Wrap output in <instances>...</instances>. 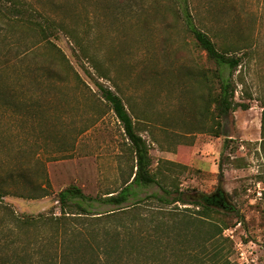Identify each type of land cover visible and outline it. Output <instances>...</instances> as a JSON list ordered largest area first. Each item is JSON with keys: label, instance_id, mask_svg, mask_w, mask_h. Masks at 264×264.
I'll return each instance as SVG.
<instances>
[{"label": "rangeland", "instance_id": "374dc122", "mask_svg": "<svg viewBox=\"0 0 264 264\" xmlns=\"http://www.w3.org/2000/svg\"><path fill=\"white\" fill-rule=\"evenodd\" d=\"M22 2L39 19L64 20L75 38L50 35L67 58L58 62L39 31L0 21V187L9 192L2 200L19 214H38L53 206L58 212L57 193L71 184L95 197L121 190L135 159L101 83L123 99L148 143L152 169L165 159L183 165L176 167L183 190L214 191L222 161V185L246 218L225 231L235 242L232 259L264 264V0ZM187 17L218 48L242 56L237 69L221 67L235 100L248 105L223 119L232 138L225 149V137L201 123L212 120L199 119L196 72L211 75L217 64L197 46ZM46 177L49 196L10 193ZM135 189L137 196L123 205L162 192L157 184ZM114 207L90 206L92 212Z\"/></svg>", "mask_w": 264, "mask_h": 264}, {"label": "trees", "instance_id": "16d2710c", "mask_svg": "<svg viewBox=\"0 0 264 264\" xmlns=\"http://www.w3.org/2000/svg\"><path fill=\"white\" fill-rule=\"evenodd\" d=\"M6 2L10 7L3 9L1 6ZM1 20L7 25L20 24L39 31L42 41L48 42L52 57L56 56L58 62L61 57L67 59L49 39L61 31L75 38L74 30H69L64 20L46 16L39 19L22 0H0ZM186 20L197 46L217 64L211 75L202 70L196 72L199 92L195 102L199 119L212 120L207 127V123L201 122L203 127L216 137L224 136L225 149L232 138L222 130L223 119L238 107L247 109L248 105L235 100V89L223 76L221 67L226 64L237 69L242 56L218 48L189 17ZM99 85L131 142L135 165L130 178L120 191L96 197L71 184L57 193L58 212L53 206L38 214L17 213L2 200L9 192L0 187V264H240L232 259L235 242L225 231L237 223L244 224L246 218L233 203V193L226 192L222 185L225 175L222 161L218 164L219 183L214 191L191 194L183 190L180 173L176 172V167L183 165L165 159L164 167L153 170L148 143L123 99L109 87ZM262 120L261 141H264V116ZM239 159L236 156L233 162L240 165ZM31 183L27 191L10 193L27 199L52 194L49 177L44 179V184ZM152 184H157L162 192L123 205L132 195L137 196L135 186ZM147 198H154L158 203H146ZM96 201L115 207L92 212L90 206Z\"/></svg>", "mask_w": 264, "mask_h": 264}, {"label": "crops", "instance_id": "0c3cea01", "mask_svg": "<svg viewBox=\"0 0 264 264\" xmlns=\"http://www.w3.org/2000/svg\"><path fill=\"white\" fill-rule=\"evenodd\" d=\"M174 161V160H173Z\"/></svg>", "mask_w": 264, "mask_h": 264}]
</instances>
